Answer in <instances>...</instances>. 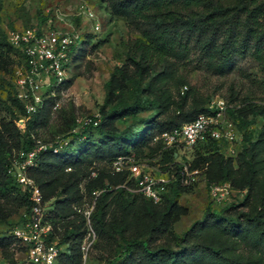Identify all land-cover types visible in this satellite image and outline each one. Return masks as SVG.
<instances>
[{
	"label": "rangeland",
	"instance_id": "1",
	"mask_svg": "<svg viewBox=\"0 0 264 264\" xmlns=\"http://www.w3.org/2000/svg\"><path fill=\"white\" fill-rule=\"evenodd\" d=\"M110 13L107 0H0V264L24 256L10 230L28 205L3 160L17 156L33 113L19 95L24 57L9 42L12 31L29 28L78 35L61 81L49 78L38 90L42 103L29 131L46 143L70 140L88 126L84 119L98 118L86 145L76 139L67 158L47 156L34 174L49 202L45 225L59 251L73 253L69 263L150 264L152 253L163 264H264V236L253 220L264 193V67L251 54L253 42L237 38L221 68L220 54L194 35L165 57L160 72L141 74L128 58L129 41L140 33ZM223 39L219 32L214 44ZM216 97L231 109L235 142L155 140ZM136 98L153 104L135 110ZM124 129L144 133L122 142L117 134ZM120 153L173 179L159 202L149 203L128 173L115 171ZM225 183V194L214 190Z\"/></svg>",
	"mask_w": 264,
	"mask_h": 264
},
{
	"label": "built area",
	"instance_id": "2",
	"mask_svg": "<svg viewBox=\"0 0 264 264\" xmlns=\"http://www.w3.org/2000/svg\"><path fill=\"white\" fill-rule=\"evenodd\" d=\"M93 17L94 12L88 11ZM94 28L99 26L94 24ZM75 37L67 34L60 35L54 30L29 28L22 31H12L9 42L22 53L25 61L23 75L18 79L22 89L19 93L28 112L40 108L42 96L38 90L48 80L61 81L63 69L68 65V48L75 43ZM24 97V98H22ZM229 106L222 97H216L205 105V110L198 112L192 120L171 129L159 132L160 139L168 146H193L205 140H217L227 143L235 142L238 138L236 126L229 116ZM97 117H89L82 122L86 125H96ZM34 145L29 149L20 148L9 166L20 188L27 193L29 205L27 212L20 221L11 228L10 233L23 248L24 256L19 264H58L57 257L60 247L51 238L45 225V217L49 202L44 199L40 187L29 174V169L36 165L39 152L52 149L58 151L67 143L66 139H56L52 143L43 142L33 136ZM116 172L129 174L138 191L146 198L157 203L167 192L173 179L166 177L157 168L149 167L145 162L118 155L112 161ZM228 184L213 187L216 191L226 193ZM85 248V246H84Z\"/></svg>",
	"mask_w": 264,
	"mask_h": 264
},
{
	"label": "trees",
	"instance_id": "3",
	"mask_svg": "<svg viewBox=\"0 0 264 264\" xmlns=\"http://www.w3.org/2000/svg\"><path fill=\"white\" fill-rule=\"evenodd\" d=\"M107 4L111 11L110 20L122 16L129 25L132 24L140 33V37L129 41L128 58L141 74L149 68L158 69L157 72H160V66L164 65L165 57L175 55L176 52L184 49L190 37L194 35L197 36V40L207 51L213 50L220 54L218 66L221 68L229 64V51L234 47L239 37L242 41L253 42L251 54L259 65L264 67V0H107ZM219 32L224 34V39L218 44H214ZM73 46L74 43H70L68 51ZM153 64L154 66H152ZM152 104V101L147 98H136L132 103L135 110L148 108ZM203 110H205V106L197 111L194 116ZM34 112L29 115L23 134L24 138L19 149H29L34 145L33 134L29 131L30 126L34 123V117L37 115V110ZM228 112L231 113L230 108ZM194 116L185 121L192 120ZM90 126L88 125L72 139L67 140V143L62 145L58 151L53 152L52 149H47L39 152L36 165L29 169L30 176L33 177L39 187L34 174L41 168L45 158L51 155L67 158L74 150L73 141L76 139L79 144L86 145L91 139ZM175 126L178 125L161 129L159 132ZM143 133L144 129L136 130L134 133L124 129L117 136L122 142L134 143L142 137ZM206 141L220 142L210 139ZM118 155L124 154H116L113 158ZM12 160V157L5 156L3 160L4 173L12 184L19 188L26 202L25 205H29L27 193L20 189L13 175L9 172ZM41 192L46 200L42 189ZM145 200L154 204L146 197ZM98 213H102L101 207L98 209ZM205 220L206 218L200 223L204 224ZM253 220L256 225L261 226L260 234L264 236V193L259 197V207L253 216ZM11 236L13 235L11 234ZM134 244L131 242L127 245L126 251H130ZM64 253L65 251H59L58 264H70L69 262L72 261L73 253L62 255ZM147 258L150 264H163L164 262L163 256L154 257L152 253H149Z\"/></svg>",
	"mask_w": 264,
	"mask_h": 264
}]
</instances>
